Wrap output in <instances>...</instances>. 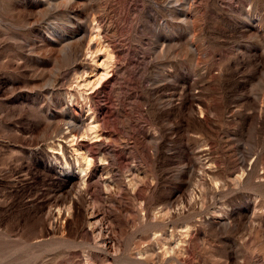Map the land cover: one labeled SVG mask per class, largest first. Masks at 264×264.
I'll list each match as a JSON object with an SVG mask.
<instances>
[{"label": "rangeland", "instance_id": "rangeland-1", "mask_svg": "<svg viewBox=\"0 0 264 264\" xmlns=\"http://www.w3.org/2000/svg\"><path fill=\"white\" fill-rule=\"evenodd\" d=\"M0 264H264V0H0Z\"/></svg>", "mask_w": 264, "mask_h": 264}, {"label": "bare ground", "instance_id": "bare-ground-1", "mask_svg": "<svg viewBox=\"0 0 264 264\" xmlns=\"http://www.w3.org/2000/svg\"><path fill=\"white\" fill-rule=\"evenodd\" d=\"M87 162V161H86ZM82 171V170H81Z\"/></svg>", "mask_w": 264, "mask_h": 264}]
</instances>
